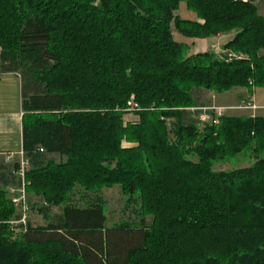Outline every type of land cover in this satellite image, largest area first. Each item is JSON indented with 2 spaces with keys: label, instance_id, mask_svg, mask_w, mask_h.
Masks as SVG:
<instances>
[{
  "label": "trees",
  "instance_id": "16d2710c",
  "mask_svg": "<svg viewBox=\"0 0 264 264\" xmlns=\"http://www.w3.org/2000/svg\"><path fill=\"white\" fill-rule=\"evenodd\" d=\"M181 1L201 22L174 16ZM171 22L189 38L235 30L225 47L248 58L186 57ZM0 72L21 81L25 178L44 214L63 204L13 237L0 189V264H264V118L223 115L199 131L189 109L203 90L264 88L253 0H0ZM132 93L139 121L125 125ZM247 148L251 165L213 170ZM111 184L139 201L138 221L106 226L99 188Z\"/></svg>",
  "mask_w": 264,
  "mask_h": 264
},
{
  "label": "rangeland",
  "instance_id": "374dc122",
  "mask_svg": "<svg viewBox=\"0 0 264 264\" xmlns=\"http://www.w3.org/2000/svg\"><path fill=\"white\" fill-rule=\"evenodd\" d=\"M253 2L257 8V13L264 19V10H262L264 7V0H253ZM174 16L181 20H199L196 14L192 10L187 8L184 1H181L179 3V6L174 11ZM199 22H201V20H199ZM171 31L174 40L184 45V52L186 57L197 54L194 53L193 47L195 39L203 38H189L183 36L175 26L174 22H171ZM235 33V30H231L204 37L210 38L211 42V48L207 51L221 60H226L227 58L228 61H230L235 57L237 59H247L248 57L246 54L235 52L225 47V44L233 38ZM7 78L9 79L7 80ZM10 80H13L12 77H0V95L3 91L6 90V92L11 94V103L14 106H17L20 103L21 97L19 96V93L17 91V85L13 86L12 84H7L10 82ZM14 81L16 82L15 78ZM242 88H244L245 90L240 91L239 89ZM237 90L240 92H238ZM200 94L201 102L203 105L189 108L191 110H199V114L197 116L198 122L196 124V127L199 131H202L207 123H218V118L223 115L245 117L260 116L264 118V106H258V103H264V88L254 86H252L251 88L234 87L228 91L223 92L203 90L200 92ZM240 95L241 97H239ZM129 100H132L135 104H137L133 93L129 96L128 101ZM136 106L139 109L141 108L138 104ZM124 110L125 112L122 117L123 124L126 125L129 123H137L139 121V117L135 116L132 113L133 110H127V104ZM167 127L170 130L169 123L167 124ZM169 136L170 138H172L173 134L169 132ZM133 144L135 143L128 142L124 139L121 141L122 147H129ZM17 148L18 146L14 147V149ZM20 151L21 149L17 150V152H15L14 154H0V189L6 190V196L14 207V211L11 217L9 218V220H7V223L10 225V229L13 232V237L17 233L23 231L28 222L34 227L46 225L53 216L61 213L63 207L62 203H57L51 207V210L48 212V214L45 213V215L43 213L41 209V205H45L43 197L38 195L35 191H33V189H31V187L33 186L32 181L25 178V172L30 167L29 164H27L25 168L23 179L20 176L18 169L21 159L23 158L24 160H27L24 154L21 155ZM46 157L53 158L55 161L64 159L58 154H47ZM186 157L191 160L197 159L196 155L193 154H187ZM254 160L255 158L251 149L247 148L236 156L213 160L212 167L213 170L216 171L230 170L234 168L249 166L254 162ZM5 179L10 180L8 184H5ZM78 190H82V187L78 183H76L73 186L72 191L68 193L70 194L69 197H71L74 193L73 198H77L79 194ZM99 191L103 200V211L105 214V224L107 227L119 224L127 220L138 221V219H140L141 214L137 215L136 213L140 205L139 201H136L137 203H133L131 200H129V193H126L124 189H122L121 185H103L99 188ZM150 220L151 217L147 216L146 222L149 223Z\"/></svg>",
  "mask_w": 264,
  "mask_h": 264
},
{
  "label": "crops",
  "instance_id": "0c3cea01",
  "mask_svg": "<svg viewBox=\"0 0 264 264\" xmlns=\"http://www.w3.org/2000/svg\"><path fill=\"white\" fill-rule=\"evenodd\" d=\"M262 10H264V7ZM193 47L194 53L209 50L211 48L210 38L195 39ZM4 76L12 77L13 80H10L7 84H12L13 86L17 85V91L21 97V81L19 75L15 72H0V77ZM14 78L16 79V82L14 81ZM8 79L9 78H7V80ZM239 90L242 91L245 89L242 88ZM10 96L11 94L6 92V90L0 95V154L5 155L14 154L17 150L21 149V98L19 105L14 106L11 103ZM239 97H241V95ZM258 106H264V103H258ZM17 146L18 148L14 149V147Z\"/></svg>",
  "mask_w": 264,
  "mask_h": 264
},
{
  "label": "built area",
  "instance_id": "2783aa9c",
  "mask_svg": "<svg viewBox=\"0 0 264 264\" xmlns=\"http://www.w3.org/2000/svg\"><path fill=\"white\" fill-rule=\"evenodd\" d=\"M235 1H237V0H235ZM242 1H248V0H242ZM136 105L137 104H135L132 100L127 101V110H136V109H139V108H137ZM39 150L40 151H43L42 148H40ZM20 153H21V155H23L22 149H21ZM27 164H28V161L27 160H24L22 158L21 159V162H20L19 169H18L19 170V173H20V176H21L22 179L24 177V172H25V168H26Z\"/></svg>",
  "mask_w": 264,
  "mask_h": 264
},
{
  "label": "bare ground",
  "instance_id": "6f19581e",
  "mask_svg": "<svg viewBox=\"0 0 264 264\" xmlns=\"http://www.w3.org/2000/svg\"><path fill=\"white\" fill-rule=\"evenodd\" d=\"M19 162V161H18Z\"/></svg>",
  "mask_w": 264,
  "mask_h": 264
}]
</instances>
